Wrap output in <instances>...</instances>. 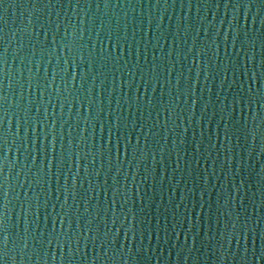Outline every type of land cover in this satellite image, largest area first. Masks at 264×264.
<instances>
[{
  "label": "water",
  "instance_id": "95a60500",
  "mask_svg": "<svg viewBox=\"0 0 264 264\" xmlns=\"http://www.w3.org/2000/svg\"><path fill=\"white\" fill-rule=\"evenodd\" d=\"M0 264H264V0H0Z\"/></svg>",
  "mask_w": 264,
  "mask_h": 264
}]
</instances>
